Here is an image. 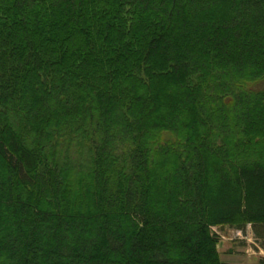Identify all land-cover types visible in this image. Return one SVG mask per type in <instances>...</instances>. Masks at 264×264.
Masks as SVG:
<instances>
[{
	"label": "trees",
	"instance_id": "16d2710c",
	"mask_svg": "<svg viewBox=\"0 0 264 264\" xmlns=\"http://www.w3.org/2000/svg\"><path fill=\"white\" fill-rule=\"evenodd\" d=\"M224 227L264 250V0H0V264H228Z\"/></svg>",
	"mask_w": 264,
	"mask_h": 264
},
{
	"label": "rangeland",
	"instance_id": "374dc122",
	"mask_svg": "<svg viewBox=\"0 0 264 264\" xmlns=\"http://www.w3.org/2000/svg\"><path fill=\"white\" fill-rule=\"evenodd\" d=\"M219 237L220 260L228 264H262V250L250 229L246 233L233 228H214Z\"/></svg>",
	"mask_w": 264,
	"mask_h": 264
}]
</instances>
